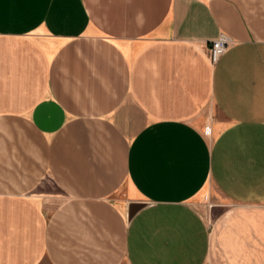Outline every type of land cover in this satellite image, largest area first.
Listing matches in <instances>:
<instances>
[{"label":"crops","instance_id":"obj_1","mask_svg":"<svg viewBox=\"0 0 264 264\" xmlns=\"http://www.w3.org/2000/svg\"><path fill=\"white\" fill-rule=\"evenodd\" d=\"M44 263L264 264V0H0V264Z\"/></svg>","mask_w":264,"mask_h":264},{"label":"built area","instance_id":"obj_2","mask_svg":"<svg viewBox=\"0 0 264 264\" xmlns=\"http://www.w3.org/2000/svg\"><path fill=\"white\" fill-rule=\"evenodd\" d=\"M233 40L227 34H221L217 39L211 41L208 47V54L211 62L216 64L226 53Z\"/></svg>","mask_w":264,"mask_h":264},{"label":"rangeland","instance_id":"obj_3","mask_svg":"<svg viewBox=\"0 0 264 264\" xmlns=\"http://www.w3.org/2000/svg\"><path fill=\"white\" fill-rule=\"evenodd\" d=\"M44 264H46V263H44Z\"/></svg>","mask_w":264,"mask_h":264}]
</instances>
